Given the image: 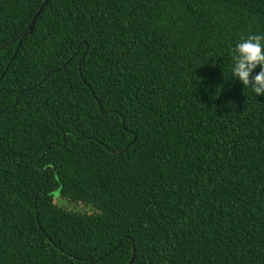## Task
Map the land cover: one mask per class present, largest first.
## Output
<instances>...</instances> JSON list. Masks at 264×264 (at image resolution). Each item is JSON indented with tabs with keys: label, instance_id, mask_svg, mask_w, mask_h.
<instances>
[{
	"label": "trees",
	"instance_id": "1",
	"mask_svg": "<svg viewBox=\"0 0 264 264\" xmlns=\"http://www.w3.org/2000/svg\"><path fill=\"white\" fill-rule=\"evenodd\" d=\"M44 1L0 0V264H264V95L231 71L264 0H48L28 33Z\"/></svg>",
	"mask_w": 264,
	"mask_h": 264
},
{
	"label": "clouds",
	"instance_id": "2",
	"mask_svg": "<svg viewBox=\"0 0 264 264\" xmlns=\"http://www.w3.org/2000/svg\"><path fill=\"white\" fill-rule=\"evenodd\" d=\"M232 54V76L256 96L264 95V34L241 35ZM257 67L260 71L253 75Z\"/></svg>",
	"mask_w": 264,
	"mask_h": 264
},
{
	"label": "rangeland",
	"instance_id": "3",
	"mask_svg": "<svg viewBox=\"0 0 264 264\" xmlns=\"http://www.w3.org/2000/svg\"><path fill=\"white\" fill-rule=\"evenodd\" d=\"M53 194H54V203L58 204V206H61V207L66 208L68 210H77L78 209L77 205H75V204L70 205L65 200L61 199L59 197L57 190L54 191Z\"/></svg>",
	"mask_w": 264,
	"mask_h": 264
},
{
	"label": "water",
	"instance_id": "4",
	"mask_svg": "<svg viewBox=\"0 0 264 264\" xmlns=\"http://www.w3.org/2000/svg\"><path fill=\"white\" fill-rule=\"evenodd\" d=\"M47 2H48V0H45L42 3V5L40 6V8L37 10V12L35 13V15H34L32 21H31V23L29 24V26L26 29V31L28 33H31L33 31L34 23H35L36 19L38 18V16L40 15L41 11L43 10V8H44V6L46 5Z\"/></svg>",
	"mask_w": 264,
	"mask_h": 264
}]
</instances>
